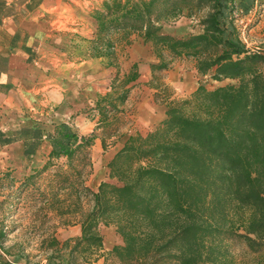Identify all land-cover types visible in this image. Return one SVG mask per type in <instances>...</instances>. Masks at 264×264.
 Instances as JSON below:
<instances>
[{
    "label": "trees",
    "instance_id": "1",
    "mask_svg": "<svg viewBox=\"0 0 264 264\" xmlns=\"http://www.w3.org/2000/svg\"><path fill=\"white\" fill-rule=\"evenodd\" d=\"M262 7L263 0H100L92 10L90 57L106 68L118 70L116 49L139 39L159 59L150 64L152 73L184 58L199 77L230 83L200 85L170 102L149 133L129 135L107 165L110 181L96 191L86 185L96 139L106 150L96 133L82 135L65 122L48 130L35 122L1 140L22 142L25 158L50 143L48 161L20 183L18 195L49 172L43 205L62 226H79L80 235L72 245L55 236L43 240L46 264L97 261L104 249L100 226L116 228L122 243L108 255L119 264H264V53L243 41L254 25H238L254 12L257 21ZM182 17L198 19V32L181 38L163 32ZM138 78L135 69L116 74L112 97L92 108L99 125L123 105ZM0 206L7 213L16 209L6 198ZM6 231L1 226L0 251L10 254L3 247ZM19 254L18 261L27 257ZM18 261H5L0 252V264Z\"/></svg>",
    "mask_w": 264,
    "mask_h": 264
},
{
    "label": "rangeland",
    "instance_id": "2",
    "mask_svg": "<svg viewBox=\"0 0 264 264\" xmlns=\"http://www.w3.org/2000/svg\"><path fill=\"white\" fill-rule=\"evenodd\" d=\"M259 11L261 12L257 21L252 16L245 20V23L254 26L251 28L252 30L244 34L243 41L250 49L264 53V7ZM163 32L178 38L186 37L191 33L198 32V19L182 17L179 21L167 25ZM69 34L72 36V42L80 47L79 49L77 46L71 45L72 47L75 46L70 50L72 60L76 59V52L78 51L85 52L87 50L90 52V41L93 39V34L91 37H85L77 32H69ZM128 48L131 51V63L127 59ZM128 48L118 47L116 49L119 68L117 70L113 67L111 77L101 75L103 73L100 71L89 72L86 77L76 75L77 78L67 86V103L65 105L60 104L58 107H40L43 110L41 119L40 112L37 113L38 109L25 107L20 119L12 121L8 119V123H4L5 120H2V125L0 124V201L6 198L8 204L14 203L16 205L15 211L12 212L11 209L9 213L6 212L5 207L0 206V228L3 226L7 230L3 247L10 250V254L0 251L5 261L11 263L18 261L16 259L20 257L19 251L23 250L27 259L22 258L18 264H46V253L41 248V242L50 236H55L61 243L70 240L72 245L79 237H74L73 234L79 232L78 235H80V230L79 226H62L61 220L55 216V213L43 205L40 193L47 188L49 172L40 176L34 187L29 186L21 195L22 197L18 195L17 187L20 183L29 175L40 171L48 161L50 143L44 141L42 147L33 157L25 158L22 142L9 143L7 147H4L1 140L15 135L19 130L31 126L35 122L45 123L46 128L50 130L52 123L60 124L69 121L68 124L72 125L80 134H82L81 130L89 129L88 124H91L90 132L82 135H90L94 132L106 142V150H103L100 138H98L100 141L96 139L97 142L90 151L93 170L86 185L92 191H96L100 182L110 181L107 176V165L129 135H146L149 133L162 122L159 120L165 115L167 105L170 102L182 101L200 85L214 89L230 83L229 81L212 82L208 76L199 77L194 63L184 58L171 60L167 56V59L171 60L168 70L162 74L158 71L152 73L150 64H157L159 59L156 57L151 44L144 45L141 40L135 39ZM102 62L103 67L106 66V62L104 60ZM133 65H135V72L138 73V80L135 83H130V92L123 105H120V108L112 114H108V119L99 125L100 114L92 111L95 102L106 96L107 99H110L114 94L112 83L116 74L118 72L121 76L129 74L130 71L134 70ZM72 70L75 69L72 68ZM88 102L90 103L88 104ZM72 122L78 126L76 127ZM155 123L156 125H154ZM151 126H153L152 129H150ZM64 162L65 159H61V161H55V165H62ZM53 170L55 168L51 169V171ZM9 196H11L10 199ZM18 196L19 199L17 200ZM100 230L104 247L100 253V258L95 262L92 259V261L83 263L79 261L76 264H119L108 255L113 247L122 243L121 238L116 234V228L114 226H100ZM68 235L73 236L66 239Z\"/></svg>",
    "mask_w": 264,
    "mask_h": 264
},
{
    "label": "crops",
    "instance_id": "3",
    "mask_svg": "<svg viewBox=\"0 0 264 264\" xmlns=\"http://www.w3.org/2000/svg\"><path fill=\"white\" fill-rule=\"evenodd\" d=\"M99 5L100 0H0L1 125L2 120L8 123V119H20L25 107L38 109L41 119L40 107L65 105L67 86L76 75L86 77L89 72L100 71L111 77L113 68L103 67L102 59H92L87 50H77L76 59H71V48L80 47L72 42L69 32L93 36L96 22L92 10ZM127 51L131 63L130 48ZM88 125L89 129L80 131L82 134L90 132Z\"/></svg>",
    "mask_w": 264,
    "mask_h": 264
},
{
    "label": "built area",
    "instance_id": "4",
    "mask_svg": "<svg viewBox=\"0 0 264 264\" xmlns=\"http://www.w3.org/2000/svg\"><path fill=\"white\" fill-rule=\"evenodd\" d=\"M255 14H256V13L254 12V14H251V16L254 17ZM251 16H248V17H246V18H244V19H243V18L240 19V20L238 21V25L241 26V27H243L244 24H245V20H246L247 18H251ZM244 34H245V32L243 33V35H244ZM243 37H244V36H243Z\"/></svg>",
    "mask_w": 264,
    "mask_h": 264
}]
</instances>
